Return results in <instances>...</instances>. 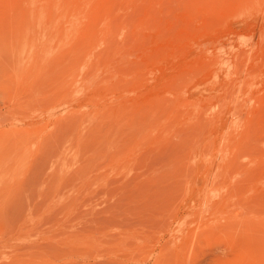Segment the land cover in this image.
<instances>
[{
  "label": "rangeland",
  "instance_id": "1",
  "mask_svg": "<svg viewBox=\"0 0 264 264\" xmlns=\"http://www.w3.org/2000/svg\"><path fill=\"white\" fill-rule=\"evenodd\" d=\"M0 264H264V0H0Z\"/></svg>",
  "mask_w": 264,
  "mask_h": 264
}]
</instances>
